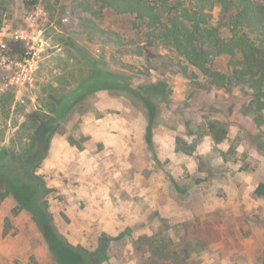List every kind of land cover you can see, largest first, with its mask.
I'll list each match as a JSON object with an SVG mask.
<instances>
[{"label": "rangeland", "instance_id": "374dc122", "mask_svg": "<svg viewBox=\"0 0 264 264\" xmlns=\"http://www.w3.org/2000/svg\"><path fill=\"white\" fill-rule=\"evenodd\" d=\"M30 1L0 0V149H18L23 125H54L37 172L52 222L7 191L0 264H85L77 250L105 236L104 264H264V93L212 84L150 46L131 15ZM91 20L124 45L102 42ZM229 60L214 65L228 72Z\"/></svg>", "mask_w": 264, "mask_h": 264}, {"label": "trees", "instance_id": "16d2710c", "mask_svg": "<svg viewBox=\"0 0 264 264\" xmlns=\"http://www.w3.org/2000/svg\"><path fill=\"white\" fill-rule=\"evenodd\" d=\"M38 1L31 0L29 4ZM77 5L94 16L104 9L131 15L134 27L144 32L150 46L169 48L181 55L218 87L242 83L258 94L264 93V0H80ZM216 7L221 8V15L214 23ZM91 22L92 25L85 22V26L100 34L102 42L124 45L119 31L102 27L95 20ZM222 55L230 58L228 72L214 65V59ZM110 80L113 79L109 75L97 78L105 81L101 85L104 88L111 86ZM53 126L41 125L35 131L22 133L27 128L23 125L18 149H0V203L7 191L14 192L18 201L42 223L52 222L44 199L51 189L37 172L46 156L50 142L47 134ZM214 126L215 139L222 141L227 130ZM151 135L150 132L148 138ZM254 196L264 198V183L257 186ZM109 239L102 238L91 254L76 249L77 253L86 255L85 264H104L110 259ZM57 256L61 264L62 257Z\"/></svg>", "mask_w": 264, "mask_h": 264}]
</instances>
